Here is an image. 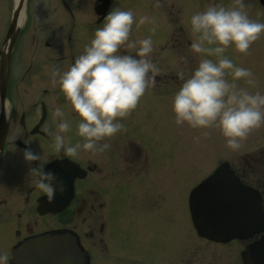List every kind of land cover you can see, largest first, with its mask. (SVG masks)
<instances>
[{"label": "clouds", "instance_id": "clouds-1", "mask_svg": "<svg viewBox=\"0 0 264 264\" xmlns=\"http://www.w3.org/2000/svg\"><path fill=\"white\" fill-rule=\"evenodd\" d=\"M232 4L235 6L210 3L189 17V48L202 55L187 74L183 70L176 73L180 84L171 97V111L177 125L218 129L225 146L235 150L251 129L264 123V92L237 86L236 81L242 79L255 88L256 79L251 69L234 64L224 52L231 45L235 51L246 53L264 32V22L249 18L244 0H232ZM158 5L159 0H153V6ZM133 22L131 9L110 8L101 26L94 30L67 69L49 70L51 83L58 86L74 115L76 135L82 138L75 143L67 142L64 134L70 130L71 122L65 119L64 108L54 106L56 131L51 134V143L56 152L74 157L81 150L95 154L109 148L107 142H100L123 129L118 118L128 115L146 89L155 84L160 70L150 55L152 37L130 39ZM146 22L153 24L150 32H154L150 17H135L137 28ZM122 48L128 51L121 52ZM229 76L231 79H226ZM2 110L7 119L11 115L10 102L3 100ZM193 139L198 141L199 137ZM20 151L27 166L26 175L34 179L33 186L51 201L54 191H63V182L51 171H44L38 151L28 144ZM0 264H8L3 253Z\"/></svg>", "mask_w": 264, "mask_h": 264}, {"label": "rangeland", "instance_id": "rangeland-1", "mask_svg": "<svg viewBox=\"0 0 264 264\" xmlns=\"http://www.w3.org/2000/svg\"><path fill=\"white\" fill-rule=\"evenodd\" d=\"M165 1L168 2L171 0ZM173 1H175L177 4H185V7L190 5V7H194L195 10L198 8V11L204 10V8L208 6V4L213 2L212 0ZM249 1L250 0H244V4L246 6L245 11H247L249 18L252 20L264 22V16L259 17L256 16V14L254 15ZM30 2L34 5H49L47 0H30ZM140 2L139 5H143L145 7L146 4L152 3V5L150 4L148 7H146L147 9L144 8L148 12L141 10L139 12V15L148 16L150 14V18L152 17L151 19L155 25L156 31H158L159 28L163 27V16L156 9V7L153 6V0H144ZM4 3L5 0H0V36L2 34L1 31L4 18L6 17ZM223 6L227 7L235 5L232 4V0H223ZM151 27H153V24L148 22L140 25L139 34L136 35V39L150 35L153 41L152 52H156L158 48L160 49L161 44H159V41L161 40V38L156 36V33L154 34V32H150ZM133 28L135 30L134 25ZM165 30H169V28L166 27ZM40 34L42 33L39 31L38 37ZM26 35L27 34H25V36ZM129 38L131 39V37ZM30 45H32L31 42ZM30 45L28 43L27 37H21L16 43L15 51L13 54V60L16 63V69L14 73L16 79L13 85L15 92L13 93L12 90V97L8 95L9 101L11 103V115L9 116L11 127H9V130L16 131L14 129V120L17 118L21 110L24 109L28 116L27 118L31 119L34 116L31 113L34 114V111L36 110V108L32 106V103L38 98L43 97L45 99V103H47V105L50 104L48 107V119H53L52 112L54 106H60L64 108L65 119H68L71 122V128L68 132L71 134H75V118L71 113V109L67 107V102L66 104L56 103L53 102L55 100L54 95H42L41 91L43 88L54 87V85L50 81L49 75L46 74L47 71L49 73V70L51 68L59 67H56L55 64L52 63V61L42 58L41 52L44 51L43 49L39 47L35 49L33 47L34 52H39L38 56L34 60V66L32 67V69H30L29 72L25 73L27 75L26 77H24V79L19 80V76L24 71L28 62V58L26 57L28 56L27 53H29L30 51ZM230 47L231 45L226 48L224 52L225 56H232V53L228 51ZM172 50L175 53L181 51L174 47L172 48ZM184 51L187 52V50ZM189 51L191 52V59H184L185 61L171 60L169 57L170 54H168V57L165 56L163 60L158 59L156 62L160 70L159 72L162 73L161 76L164 77L163 72H169L170 70L174 71V69L176 70V72H178V69L179 71H181L182 68L186 69V71H183L187 74V72L196 65L201 55L196 54L191 50ZM248 51L249 55L248 58H245L246 60L243 59V56L242 58H228L237 65H239V63L242 61V63H244V67L251 69L256 79V87H250L249 85L245 84L242 79L236 81L237 86L249 88L250 91L260 90L261 92H264V32H261L257 40L251 43ZM188 60L190 61V63L186 62ZM182 61L184 62L181 63ZM165 63L169 66V69L165 68ZM18 66L19 69H17ZM63 66L64 64H62V67ZM226 79H231V77H226ZM169 86L170 89H168V87L164 85H158L154 89H148L145 99L155 100L157 99V97L168 98L170 99V102L166 103V105L170 106H163L162 109H168L169 111V109L171 108V97L173 95V90L178 88V85L173 83ZM35 106L38 107L37 105ZM151 106L152 105H147V107ZM138 110L139 109H132L128 114V119H137L136 114ZM153 110L154 109H149L148 114H153L155 116L160 114V111H154L153 113ZM169 115L174 119L171 109ZM141 119L142 117H140V120ZM162 119L165 118L163 117ZM172 121L174 120H171V123ZM184 125L185 132L178 128L174 129L175 135L177 134L178 137V155L176 159L173 160L172 166L173 169H175L176 160V170L173 171V169L171 170V168L168 166L165 167V170L159 169L156 172L159 182V190L163 189L164 192H166L172 186V189L175 191V219L172 220L173 223L170 225V231L166 229L167 226L163 225V221L160 218L151 216L148 217L146 221H144V216L139 212V231H128L127 244H139V264L142 261L141 256H144V258L147 260L154 261V264H156L157 262L165 264H241L238 260V252L240 250V246L238 245V243H236L235 241H231L224 244H215L199 238L197 235H195L193 229H191V226L183 210V204H180V202L181 196H183V191L186 189L187 185L197 176L202 177L203 175H205L208 171H210V169L215 165L217 161L222 159H228V161L232 162L235 166L238 167V169H240L242 166H240L239 164L236 165V163L242 161L244 166L245 160L252 162V157H261L262 161H254L252 162V164L255 166V171L259 172L261 180L264 181V123H262L257 128L251 129L247 136L240 142V146L235 150L225 146L224 137L221 136L218 129H214L211 127L207 129H194L188 127L186 124ZM202 132H207V135H202ZM153 134L155 135V137H158L161 140H163L165 137L164 133L157 128L153 130ZM194 137H199V140H194ZM30 141L31 143H33L35 149L40 153L43 164L46 163V161H48V149L44 148L43 144L39 142L37 138L31 137ZM46 144L50 145V143ZM163 144L165 145V152L161 155L170 153L173 150V143L163 141ZM11 148L12 147L9 146V149ZM49 149L50 151L55 152L52 146L49 147ZM247 170L250 171V168H244L242 172L245 175H249L250 172H247ZM169 171H171V173H169ZM198 179L199 178H197L196 180ZM165 200L168 201L167 196ZM95 253L99 254V252L97 251L94 252V254Z\"/></svg>", "mask_w": 264, "mask_h": 264}, {"label": "flooded vegetation", "instance_id": "flooded-vegetation-1", "mask_svg": "<svg viewBox=\"0 0 264 264\" xmlns=\"http://www.w3.org/2000/svg\"><path fill=\"white\" fill-rule=\"evenodd\" d=\"M114 2L116 0L110 3L111 9L115 6ZM88 22L92 21L89 19ZM52 38L56 41V45H51L50 41H44L46 47L50 49L48 58L58 60L59 65L63 60L66 64L70 63L80 54L64 52L58 32ZM184 57L178 54L179 59ZM42 127L45 128V125ZM23 133L26 135V132ZM35 135L39 136L37 133ZM64 135L70 144L82 139L76 133L67 132ZM104 142H107L110 147L103 152L93 154L81 150L76 156L71 157L78 161L79 170H84L85 176L82 179L74 178V192L67 206L58 213L37 212V199L44 194L33 186L34 179L26 175L27 166L21 157L16 159L14 155H6L5 158L3 156L0 172V253L8 257V264H21L14 259L12 249L26 237L45 229L54 228L53 230L61 232L69 230L77 235L78 241L83 236V239L87 238L84 241H90L86 245L87 248L93 243L96 235L103 232L104 223L100 220L111 217L113 200L121 201L126 198L128 175L134 173L139 176V148H132L131 153L128 151L126 129L118 131L100 143ZM49 143L52 146L51 141ZM44 145L46 146V143ZM9 150L7 149L5 154ZM59 156V152L56 154L49 149L48 160L53 157L60 158ZM4 161L7 162L6 165ZM63 192L64 194L59 196L60 202H63L65 195L69 193L64 190L60 191V194ZM53 215L58 217L51 220Z\"/></svg>", "mask_w": 264, "mask_h": 264}, {"label": "water", "instance_id": "water-1", "mask_svg": "<svg viewBox=\"0 0 264 264\" xmlns=\"http://www.w3.org/2000/svg\"><path fill=\"white\" fill-rule=\"evenodd\" d=\"M10 39H12V38H10ZM0 77L3 79V78H5V74H4V71H1V73H0ZM216 175V174H215ZM217 188V177H215V178H213L209 183H207V184H205V185H202L200 188H199V190L200 191H202V192H199L198 193V204H197V206H199V204H200V201H201V197L202 196H204L203 197V200H205L206 198H209V200H213V199H215V196H212V195H210L207 191L208 190H212V191H215V189ZM199 209L200 210H202L201 209V206L199 207ZM205 210H207V209H205ZM197 216H203V217H205L204 218V221L205 222H208V220H207V218H206V214L205 213H195V217L197 218ZM216 218H218L219 219V214L218 215H216ZM198 222L200 223V220H198ZM217 224H218V222H217ZM202 226V225H201ZM200 224H197V228H198V230H201L200 229ZM222 235H224L223 233H220V234H218L217 236L219 237V236H222ZM41 245H43L44 243H40ZM246 264H251V262H246Z\"/></svg>", "mask_w": 264, "mask_h": 264}, {"label": "bare ground", "instance_id": "bare-ground-1", "mask_svg": "<svg viewBox=\"0 0 264 264\" xmlns=\"http://www.w3.org/2000/svg\"><path fill=\"white\" fill-rule=\"evenodd\" d=\"M16 1V0H15Z\"/></svg>", "mask_w": 264, "mask_h": 264}]
</instances>
